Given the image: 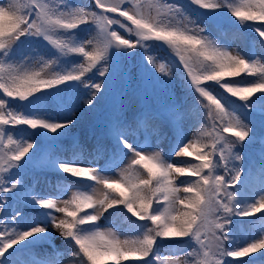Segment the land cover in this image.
I'll use <instances>...</instances> for the list:
<instances>
[{"label": "snow or ice", "instance_id": "6c2138e0", "mask_svg": "<svg viewBox=\"0 0 264 264\" xmlns=\"http://www.w3.org/2000/svg\"><path fill=\"white\" fill-rule=\"evenodd\" d=\"M188 3L201 24L165 0H92L88 7L71 0L0 2V264H23L19 254L42 245L51 251L34 254L32 264H122L129 258L144 264H226L225 257L264 250V226L246 244L231 234L234 216L264 212V62L234 52L210 31L227 21L256 33L264 47V0ZM32 40L45 42L54 55L31 66L17 60V50ZM153 46H167L177 58L181 87L195 101L191 108L178 102L170 66L147 54ZM138 49L143 59L127 63ZM242 74L255 79L225 82ZM208 82L241 103L217 95ZM81 87L88 90V110L104 93L112 97L101 130L110 149L97 142L87 164L80 162L78 141L71 158L57 152L77 123L64 94ZM17 126L41 139L14 135ZM165 129L174 139L169 155L195 163L177 166L155 150L151 139L159 142ZM253 147L246 166L245 150ZM29 172L54 177V194L36 193L34 182L26 181ZM185 176L192 179L176 182ZM120 206L147 222L130 221L133 238L101 223ZM57 234L63 248L55 247ZM165 239H179L183 248L164 257L158 241Z\"/></svg>", "mask_w": 264, "mask_h": 264}, {"label": "trees", "instance_id": "16d2710c", "mask_svg": "<svg viewBox=\"0 0 264 264\" xmlns=\"http://www.w3.org/2000/svg\"><path fill=\"white\" fill-rule=\"evenodd\" d=\"M168 3L177 4L183 6L185 12H187L193 20H196L198 24L202 22L197 19L195 12L192 11L194 8L190 4L188 5L184 0H166ZM3 2V0H0ZM72 3L77 5H82L88 7L92 5V0H71ZM231 20H235L234 17ZM238 23V21H237ZM87 26H85L86 28ZM210 31H212L213 36L218 37L221 42L231 44L236 52L241 53L242 55L248 58H260L262 62H264V47H261V41L258 35L249 30L238 29L233 24L229 22H224V24L220 28L211 27ZM94 34V33H93ZM81 37H86L88 34L82 32ZM154 55H157L158 58L162 62H166L170 66V70L173 78V91L179 103L185 104V106L191 108L192 105L195 104L193 100V96L187 93V89L181 87V67L178 64L177 58L167 51L163 49H155L151 51ZM54 55V50L49 48L46 45L41 44V42L33 41L30 43L29 47L24 50L22 49L18 55H16L17 60L26 61L30 66L34 65L35 62L43 57L44 59L50 58ZM239 80L241 83H244L245 80L252 81L255 77L247 76L246 74H242L240 77L234 78H226L227 80ZM206 87H211L213 92L217 95H221L224 97H228L231 100H235L236 104H240L241 102L234 97H230L229 94L224 93L223 89H220L218 86L214 84V82H208ZM87 89L81 87L77 92L68 91L64 94V99L75 107V110H79V121L77 123L76 131L69 132V134L63 138L60 142V146L57 149V152L61 154L64 150L73 152V141H78L81 145V158L87 157L90 159L94 156L95 150L94 146L97 142L102 144L106 149H110V139L108 137H104L101 135L102 126L105 122V118L107 116L108 110L112 103V97L109 93H104V99H101L92 110H88L87 107L83 103V98H86ZM256 95H260L257 93ZM7 99V97H4ZM10 99V98H8ZM11 105L16 106L19 105V101H10ZM54 116L57 118H62V115L59 113L58 109L50 108L49 109ZM201 115H203L204 110L199 109ZM238 115L244 116L245 113L242 109L237 110ZM258 125V121H256ZM24 129V132L21 133L19 130ZM14 135L20 136L23 135L26 139H32L39 141L41 138L38 135L33 133V130L27 129L26 126H17L16 129H11ZM41 130L37 129L36 132ZM169 134L171 139L169 140L168 149L171 152V145L174 143V139L172 137V133L170 130H164V136ZM255 147L249 148L245 150V165L247 166L248 156L250 154H254ZM190 161L195 163L196 161L192 157H184L183 161ZM222 171V170H221ZM73 178L68 177V182L72 181ZM183 180L192 179L191 177L185 176L182 177ZM27 183L31 186L34 182V191L40 195L45 192H53L52 188L58 183V181L52 177L45 175L43 173H32L26 176ZM59 183H64V181H59ZM83 183L87 184V181H83ZM184 195V194H183ZM15 207H20V205H15ZM111 212L114 215L108 216L122 220L125 222L127 227L134 233H136V229L130 221H134L135 224L147 223L141 222L137 220L136 217L131 216V213H128L126 209H122V206L113 209ZM122 213V214H121ZM260 217H264V212L257 214L253 217H233V224L231 226L232 231L231 234L237 238V241L241 244H246L251 239L256 238L260 234V228L264 225V219ZM10 223V221H9ZM26 243V242H25ZM158 244L161 246V251L166 254H173L178 249L183 248L182 242L179 239H165L162 241H158ZM60 245H55L57 248H63ZM228 246L227 244L225 245ZM16 248H20V245H17ZM45 250L51 251L47 245H42L36 248L32 253H20L19 259L23 261V264H29L30 260L33 259L34 254L43 255ZM264 250H260L256 253H252L249 256L241 257V258H231L225 257L226 264H242L243 261H250L251 264H264ZM151 257H149L150 259ZM122 264H144L143 260H138L135 258H129L124 260Z\"/></svg>", "mask_w": 264, "mask_h": 264}, {"label": "rangeland", "instance_id": "374dc122", "mask_svg": "<svg viewBox=\"0 0 264 264\" xmlns=\"http://www.w3.org/2000/svg\"><path fill=\"white\" fill-rule=\"evenodd\" d=\"M186 1V3L189 5L188 3V0H184ZM165 2H167L165 0ZM142 3H144L145 5H148L150 3H155V0H142ZM168 3V2H167ZM192 6V5H191ZM195 7V6H193ZM151 11L153 12V14H155V9H151ZM82 27H85V26H82ZM122 34H124L125 36H127L126 33L123 32V30H120ZM132 39H135L134 37H132ZM33 41H36V40H32V41H26L18 50H17V53L16 55H18V52L20 53V51L22 49L26 50L30 43L33 42ZM38 42H41V44L43 45H46L48 46L45 42L43 41H38ZM228 46L234 51L236 52L235 48L227 43ZM49 47V46H48ZM50 48V47H49ZM155 49H163L165 51H167L168 53H171V51L167 48V46H153V47H150L148 49V53L149 55H154L151 51L152 50H155ZM53 50V49H52ZM172 54V53H171ZM155 57H157V59L162 62L157 55H154ZM73 61H76L78 62L79 61V57H76V56H73L71 58H69ZM141 59H143V50L142 49H138L136 51V54L135 56L133 57V59L131 61H128L127 63L131 64V63H137L139 62ZM163 79V78H162ZM8 99V98H7ZM79 110H75V116L73 117L77 123L79 121ZM242 116V115H241ZM243 117V116H242ZM77 123L76 125L70 130V132H73V131H76V127H77ZM192 137V133L191 132H188V139H191ZM171 139V136L169 134H167L166 136L163 135V137L159 140V142H157V139L155 137H153L151 139V143H152V146L155 148V150L157 151H162L164 153V155L166 156L167 159H169L170 162H172L173 164L177 165V166H182V163H183V159L184 157H176V156H171L169 155L170 153V150L168 149V146H169V140ZM62 157L64 158H71L72 154L70 153V151L68 150H64L61 154H60ZM90 159H88L87 157H83L80 159V162L84 163V164H87L89 162ZM101 164L104 163L103 159H101L100 161ZM127 164V161H123L120 165V167H124L125 165ZM118 171V170H117ZM112 175H115V173H112ZM180 180H183L182 177H180L176 182L179 183ZM71 181H69L70 183ZM89 183V182H88ZM54 194L53 192H45L42 194L43 195H52ZM71 193H67V194H64L63 195V198L64 199H67L68 196H70ZM180 195H183V193H181ZM113 210V209H112ZM110 210V211H112ZM105 216L107 217L106 220H102L101 223L105 226V227H111L113 231H117L121 234L122 237L124 238H133L135 233L132 232L128 227L127 225L125 224V222H123L122 220L120 219H117V218H113V217H108V213H105ZM264 226V225H263ZM260 235V234H259ZM259 236H257L256 238H258ZM54 244L55 245H60L62 247V244H64V241H62L58 234L56 235L55 237V241H54ZM64 247V246H63ZM159 250L161 251V246L159 245ZM160 254L164 257H172L173 254H166V253H163V252H160ZM42 256V255H41ZM65 260L69 259L67 257L64 258ZM123 263V262H122ZM29 264H32V259L30 260Z\"/></svg>", "mask_w": 264, "mask_h": 264}]
</instances>
